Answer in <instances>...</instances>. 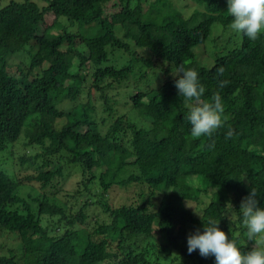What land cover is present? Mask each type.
Instances as JSON below:
<instances>
[{
    "label": "trees",
    "instance_id": "1",
    "mask_svg": "<svg viewBox=\"0 0 264 264\" xmlns=\"http://www.w3.org/2000/svg\"><path fill=\"white\" fill-rule=\"evenodd\" d=\"M143 2L49 0L40 8L25 0L0 8V153L11 156L0 160V231L18 235L0 264H214L198 250L189 254L186 243L210 219L242 252L264 247V238L244 235L239 216L251 188L264 206V35H240L239 46L212 60L203 45L214 25L230 26L226 0H196L181 11L174 0ZM75 24L98 33H69ZM27 48L34 54L18 64L15 55ZM162 64L166 77L177 65L196 70L205 102L219 93L224 126L212 137L190 134L175 78L138 90ZM120 89L138 118L98 122L97 106L113 114L110 94ZM69 172L78 177L73 197H85L75 214L54 199ZM94 184L108 221L88 231ZM114 185L139 188L138 200L109 205L104 194Z\"/></svg>",
    "mask_w": 264,
    "mask_h": 264
},
{
    "label": "clouds",
    "instance_id": "2",
    "mask_svg": "<svg viewBox=\"0 0 264 264\" xmlns=\"http://www.w3.org/2000/svg\"><path fill=\"white\" fill-rule=\"evenodd\" d=\"M226 13L231 17V31L256 40L264 35V0H226ZM219 72L222 74L223 70ZM174 87L177 95L183 97L189 107L185 116L190 124L193 137H212L224 126V106L219 93L212 96L210 102L202 97L205 87L201 84L198 72L183 65L175 69ZM226 82H220L224 87ZM232 135L227 133V138ZM258 191L251 188L248 195L241 200L239 216L245 229L244 235L249 239L264 238V206L258 199ZM189 254L198 250L203 258L213 257L214 264H264V247H256L242 252L236 242L220 230L219 222L210 219L202 229H196L186 238Z\"/></svg>",
    "mask_w": 264,
    "mask_h": 264
},
{
    "label": "rangeland",
    "instance_id": "3",
    "mask_svg": "<svg viewBox=\"0 0 264 264\" xmlns=\"http://www.w3.org/2000/svg\"><path fill=\"white\" fill-rule=\"evenodd\" d=\"M18 2L21 3L25 0H0V8L6 6L9 2ZM33 3H35L38 7L42 8L45 7L47 5V2L49 0H29ZM144 4L146 3H150L153 0H143ZM186 5L189 4V6L187 8H195L194 4L199 5L196 0H174L173 5L179 9L180 11L183 9L182 6L180 5ZM110 5V4H109ZM53 17H48V19L46 20L47 24L51 23ZM61 22L63 24H66V21L64 19L61 20ZM67 26V24L65 25ZM67 31L69 33H77L79 32L80 34H83L84 36H94L95 34L98 33V28L96 25H92L91 27H82L80 28L79 25H74L72 27V29H67ZM240 35L236 34L234 32L231 31L230 26L229 27H222L220 25H214L211 29V33L210 36L208 38V40L206 41V43L203 45V47L205 48L206 54L207 56L210 58H212V60L214 59V57L216 55L222 54L224 52H228L230 50H232L233 48L239 46L240 43ZM25 54V55H24ZM20 53L15 55L16 57H19L20 60L18 62L17 59L14 60V63L18 64L20 62L24 63L23 60H25V64H28V62L31 59V56L34 54L33 50H31L30 48H27L25 53ZM26 56V57H25ZM127 63V61L125 60V62L123 61H118L117 64L115 65L116 68L121 67L122 65H125ZM108 63H104L103 65H100L101 68L106 66ZM213 64V63H212ZM165 65L162 64L158 67L157 73L158 74H154V72H150L148 73V76L146 77V79L144 81L140 82L139 85V91L145 88H152L153 86L156 85H160L163 84L167 79H174L175 77V71H173L168 77L164 76L161 74V68L164 67ZM209 66V65H208ZM45 65L42 68H37L31 75L32 78L33 77H39L41 75V70L45 69ZM99 67V66H98ZM100 68V67H99ZM95 69V67H94ZM131 82V79H130ZM129 82V84H130ZM130 89V90H129ZM126 90V94H124L123 96L130 94L132 91H134V89L131 87ZM123 93V90L120 89V91L118 93H111L110 96H113V99L115 97L116 102L112 103L113 104V114H107L104 112V110L102 109L103 107H101L100 105L97 106V110H96V120L99 122L100 120H102V118L105 119L106 123H112L113 119L116 117V115H126L128 116V118H130L133 122H135V120L138 118L135 114H137L133 109L129 108L128 106L129 104V100H126L125 97H121ZM118 94V95H117ZM117 95V96H115ZM128 96V95H127ZM128 99V98H127ZM86 102V101H84ZM135 119V120H134ZM105 126L107 127V124H105ZM105 126H101L102 130H105ZM23 140V136L20 137L19 141ZM30 150L26 151L27 155H33L29 153ZM0 160L2 161L1 165L4 164H8V162L11 161V156L5 152V153H0ZM70 168V167H69ZM102 171L98 172L96 175H98L99 173H101ZM27 173L24 172L20 175V177L25 176ZM78 177H76L75 174H73L72 172H69V175L63 180V184L61 185L62 187V192L54 199H56L59 204H61L65 209H72V212L75 214L76 212L79 211L80 209V203L84 201L85 202V197H78L79 199H76L73 197V186L76 184V182ZM60 182V181H59ZM33 188V186H31ZM139 188L137 187H131V188H121L119 186L114 185L112 189H110L106 194H104V198L105 200L109 203V205L114 206V207H119L120 205L123 204H129L132 203L133 201L138 200L137 197V192H138ZM29 191V189H27V187H23L20 191H19V195L22 198H25L26 194L29 193L27 192ZM31 195H35L34 192L30 193ZM101 194L102 192L100 191V189L98 188L97 184H94L91 188V198L90 200H88L89 202H100L103 201L101 199ZM100 200V201H99ZM87 201V200H86ZM188 205V204H187ZM90 207L85 211V213L88 215V220L86 222V225H84L88 231L93 229L96 224L98 223L99 225L102 224L104 221H108L107 217L105 216V214H103L102 209L96 205H89ZM192 208V207H191ZM191 210L195 211L197 217H199L201 210H196L195 208H192ZM54 221H56V218L53 219ZM48 221H52L51 219ZM44 222H46V220L44 219ZM6 233V234H1L2 232ZM0 231V246L3 248L2 250H0V255H8V250L9 249H13L16 248V237L12 238L10 237V235L13 236H18L15 233H9V232H5L4 230ZM6 243H8V248L6 246Z\"/></svg>",
    "mask_w": 264,
    "mask_h": 264
}]
</instances>
